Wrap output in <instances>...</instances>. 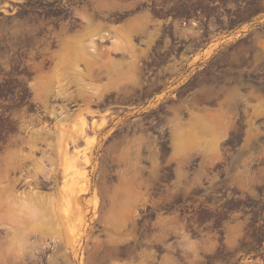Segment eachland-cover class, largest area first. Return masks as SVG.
Instances as JSON below:
<instances>
[{"label":"rangeland","instance_id":"374dc122","mask_svg":"<svg viewBox=\"0 0 264 264\" xmlns=\"http://www.w3.org/2000/svg\"><path fill=\"white\" fill-rule=\"evenodd\" d=\"M84 1L97 4L92 11L105 13L111 7L128 17L108 33L103 16L95 19L92 11L82 8L77 13L78 30L65 31L56 43H44L29 41L32 29L25 21L10 20L14 15L4 13L11 11L10 6L0 5L1 70L10 66V52L54 49L62 53L54 66L69 70L40 76L32 86L34 99L76 93L73 98L78 102L72 111L73 101L45 106L59 118L53 128L54 144L47 143L43 149L29 144L28 149L19 148L28 153L0 156V264L39 259L46 244L59 250L64 264H94L93 258L99 264L104 251L110 264H147L157 257L152 234L156 227L186 225L175 217L146 214L154 197L162 194L156 185L169 178L158 172L169 168L174 170L175 181L163 193L167 201L180 191L185 196L194 193L195 184L200 190L207 180L209 214H224L229 248L247 227H258L264 235V0ZM205 21L213 28L207 52L211 56L216 50L209 59V86H194L192 104L168 112L165 129L123 140L120 153H99L105 144L98 132L106 114L100 115L101 123L92 121V132H87V119L95 117L92 109L97 108L91 105V93L105 88L91 86L93 69L107 66L106 53L111 51L153 49L151 42H145L143 49L136 47L135 34L196 35ZM168 43L169 39L165 48ZM127 66H133L132 61ZM84 122L87 129L73 142ZM180 122L186 124L182 129ZM80 138L84 142L70 150L69 143ZM162 147L172 150L159 153ZM41 180H48L49 185L42 186ZM220 182L223 186L216 185ZM30 206L41 213L30 214ZM220 220L209 218L208 226H217ZM50 225L57 229L45 234L42 228ZM192 226H203V219H194ZM126 241L128 258L122 253ZM208 249L214 252V244ZM166 252L162 258H173L170 250ZM186 254L192 260L199 258L194 242ZM248 259L243 264L254 263Z\"/></svg>","mask_w":264,"mask_h":264},{"label":"flooded vegetation","instance_id":"af4514ba","mask_svg":"<svg viewBox=\"0 0 264 264\" xmlns=\"http://www.w3.org/2000/svg\"><path fill=\"white\" fill-rule=\"evenodd\" d=\"M8 1L26 4L16 5ZM3 2L11 8V11L4 13L14 15L9 18L10 20L25 21L32 29L29 41L44 43L58 42L65 31L67 34H73L80 26V16L77 13L82 8L92 11L97 7L96 3H88L84 0H0V5H3ZM90 13L95 19L98 16L105 18L104 23L107 25L108 33L114 32L113 27L121 26L128 17L122 10H113L111 7L105 13H98L96 10ZM210 29L213 28L205 21L200 34L196 35L172 34L167 37L166 34H135L133 42L136 47L143 49L145 42H151L153 49L143 52L137 50L132 53L128 51L106 53L107 66L94 68L90 79L91 86H105V89L99 91L103 93L100 98H93L91 105L97 106L92 109L95 117L87 119V132H92L94 131L92 121L101 123L100 115L106 114L105 122L98 132L104 139L102 143L105 144L104 147L99 148V153H120L122 150L119 145L123 140L139 136L141 133L165 129L167 126L164 118L170 117L168 112L175 107L192 104L194 86H209L210 61L207 47ZM168 39V47L165 48L164 44ZM122 53L124 56H113ZM59 54L62 53L54 49L10 52V66L4 70L0 68V156L6 153H28L29 150L19 151V148L28 149L29 144L43 149L47 143H55L56 135L53 128L59 118L55 116V112L54 115L50 114L52 112L45 106H54L57 104L54 101L59 100L68 101L63 105L73 101L76 103L71 104L70 110L76 109L74 104L78 102L73 98L76 93L63 94L58 98L48 94L41 95L40 99H34L37 96L32 86H36V80L40 76L53 74L54 71L69 70L54 66ZM131 61L133 66H127ZM123 86H126V89ZM160 94H163L162 98L157 99ZM43 96L45 98H42ZM151 100L156 101L153 106L149 105ZM147 106L149 107L146 108ZM137 107L142 108L138 110ZM37 129L41 130L36 132ZM83 142V138L75 143L70 142L69 149L73 150ZM160 150L159 153H170L172 149L162 147ZM33 151L39 152L38 149ZM158 174L169 178H163L156 185L157 192L162 194L154 197V204H150L146 214L151 212L153 218L160 214L175 217L182 219L186 225L156 227L152 234L156 240L154 250L157 257L147 264H243L244 258L254 262L249 264H264V235L258 227L243 229L242 237H237V244L229 248L226 243L229 228L225 226L224 214L221 212L211 216L209 214V184L206 179L201 183L200 190L195 184L194 193L185 196L180 191L167 201L163 193L166 187L175 181L172 178L175 173L169 168L159 170ZM46 182L48 180H41L42 186H48ZM223 184L220 182L216 185L223 186ZM186 185L187 183L184 182L182 186ZM232 215L234 214H226V216ZM198 218L203 219V226H192L193 220ZM209 218H220L219 225L208 226ZM42 229L48 234L57 228L50 225ZM96 229L101 230V228ZM2 230L0 226V236L3 234ZM49 241H51L49 238L46 239L47 243H50ZM192 242L200 251L196 260L187 258L186 254ZM210 243L214 244V252L208 249ZM167 250L171 251L170 255L173 258H162L167 254ZM128 252L126 241L122 247V253L126 258ZM107 256V251H104L98 259L99 264H110L111 261L107 260ZM37 257L39 259H28L26 264H64L63 255H59V250H54L53 245L46 244L43 253ZM93 260L96 264L97 258Z\"/></svg>","mask_w":264,"mask_h":264},{"label":"bare ground","instance_id":"6f19581e","mask_svg":"<svg viewBox=\"0 0 264 264\" xmlns=\"http://www.w3.org/2000/svg\"><path fill=\"white\" fill-rule=\"evenodd\" d=\"M82 53V52H81ZM83 55V54H82ZM69 56H71V57H73L72 55H69ZM92 57V56H91ZM88 58V57H87ZM97 58V57H96ZM105 87V86H104ZM83 94H86V93H83ZM93 96H94V98H100L102 95H103V93L102 92H98V93H95V92H92L91 93ZM86 96V95H85ZM88 98V97H87ZM92 98V97H91ZM85 99V98H84ZM91 101V100H90ZM92 103V102H91ZM86 128V124H85V122L83 123V125H82V128H79L78 130H76V134H75V138L74 139H72V141L74 142L77 138H78V136L80 137V135H82L83 134V132H84V129ZM87 129V128H86ZM29 213L30 214H33V215H38V214H40L41 213V211L39 210V209H37V208H35V207H31L30 206V208H29Z\"/></svg>","mask_w":264,"mask_h":264},{"label":"crops","instance_id":"0c3cea01","mask_svg":"<svg viewBox=\"0 0 264 264\" xmlns=\"http://www.w3.org/2000/svg\"><path fill=\"white\" fill-rule=\"evenodd\" d=\"M229 36H230V35H228L227 38H229ZM208 49H209V45H208V47H207V50H208ZM215 53H216V50L213 51V52H212V55L210 56L209 52H207L208 58H209V59L212 58V57L215 55ZM198 55H199V54H197V56H198ZM183 125H186V124H182V122H180V123L178 124V128H179V129H182V128H183Z\"/></svg>","mask_w":264,"mask_h":264}]
</instances>
